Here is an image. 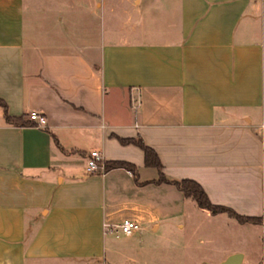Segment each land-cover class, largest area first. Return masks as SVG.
Listing matches in <instances>:
<instances>
[{"label": "crops", "instance_id": "0c3cea01", "mask_svg": "<svg viewBox=\"0 0 264 264\" xmlns=\"http://www.w3.org/2000/svg\"><path fill=\"white\" fill-rule=\"evenodd\" d=\"M0 98L46 118L13 125L0 106V264H142L155 221L183 230L191 199L150 182L143 151L118 138L140 136L213 204L264 217V0H0ZM93 150L145 183L88 173ZM201 215L212 244L242 237L199 263L264 264L263 225ZM125 218L140 228L105 231Z\"/></svg>", "mask_w": 264, "mask_h": 264}, {"label": "rangeland", "instance_id": "374dc122", "mask_svg": "<svg viewBox=\"0 0 264 264\" xmlns=\"http://www.w3.org/2000/svg\"><path fill=\"white\" fill-rule=\"evenodd\" d=\"M185 212L190 214V217H183V230H173L171 224L165 220H157L154 223L160 225L158 232L149 231L150 233L143 238L141 246L143 248L142 264H206L199 263V259L203 256L214 257L226 249V246L238 244L241 246V232L239 230H231V232L223 231L219 239L206 237L205 225L206 221L201 214H210L207 210L199 208L192 200H189ZM149 228L150 223L146 224ZM140 228V227H139ZM257 229V227H256ZM174 231L175 244H170L167 239V233ZM258 230V229H257ZM257 233V232H256ZM205 235L204 237H201ZM202 238L199 243L197 238ZM257 236V235H256ZM255 236V240L249 246L252 247L250 252L253 256L259 254V240ZM66 264V263H57Z\"/></svg>", "mask_w": 264, "mask_h": 264}, {"label": "trees", "instance_id": "16d2710c", "mask_svg": "<svg viewBox=\"0 0 264 264\" xmlns=\"http://www.w3.org/2000/svg\"><path fill=\"white\" fill-rule=\"evenodd\" d=\"M0 106L3 108V114L5 121L7 123L19 126L25 125H34V122L31 121L29 118L26 120L24 117H16L11 116L8 114V109L6 103L0 98ZM121 144H134L138 146L144 154V165L146 167L154 168L157 171V178L151 180L150 182L154 183H168L174 185L183 195L185 198H190L195 202V204L202 209L209 211L211 214H218V213H225L228 217L237 220L239 223H252V224H261L263 225V236H262V243L264 245V217L262 216H246L241 215L235 212L233 209L213 204L203 187L195 180L192 179H171L165 176L162 172V164L161 161L153 148L146 145L143 139L138 136L136 138H118ZM121 167L129 170L133 175L135 181L138 184H143L145 182L138 181V168L134 164L127 162V161H107L104 162V171H107L112 168Z\"/></svg>", "mask_w": 264, "mask_h": 264}, {"label": "built area", "instance_id": "2783aa9c", "mask_svg": "<svg viewBox=\"0 0 264 264\" xmlns=\"http://www.w3.org/2000/svg\"><path fill=\"white\" fill-rule=\"evenodd\" d=\"M28 118L34 122L35 126L45 127L46 125L45 116L39 114L36 111H31L28 114ZM86 159L87 160H86L85 168L88 173H96V172L104 171V161L98 151L96 150L90 151ZM138 229H139V224L128 218L123 219L119 224L115 225L114 227L105 226V231L110 232L113 230H117L125 235H129Z\"/></svg>", "mask_w": 264, "mask_h": 264}, {"label": "water", "instance_id": "95a60500", "mask_svg": "<svg viewBox=\"0 0 264 264\" xmlns=\"http://www.w3.org/2000/svg\"><path fill=\"white\" fill-rule=\"evenodd\" d=\"M241 254H233L219 264H240Z\"/></svg>", "mask_w": 264, "mask_h": 264}]
</instances>
